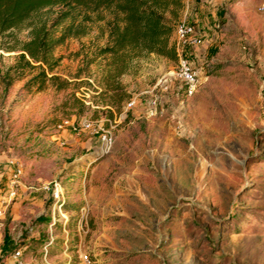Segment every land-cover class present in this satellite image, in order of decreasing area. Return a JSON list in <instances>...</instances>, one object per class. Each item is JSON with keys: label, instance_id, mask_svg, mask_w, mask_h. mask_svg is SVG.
<instances>
[{"label": "rangeland", "instance_id": "obj_1", "mask_svg": "<svg viewBox=\"0 0 264 264\" xmlns=\"http://www.w3.org/2000/svg\"><path fill=\"white\" fill-rule=\"evenodd\" d=\"M182 1L201 39L179 51L196 72L190 95L177 61L154 54L107 87L98 49L110 13L82 20L78 8L85 33L53 50L55 81L37 92L23 87L29 74L0 83V264L16 250L27 264H264V0ZM26 35L0 36L1 70ZM115 91L128 97L116 103Z\"/></svg>", "mask_w": 264, "mask_h": 264}, {"label": "trees", "instance_id": "obj_2", "mask_svg": "<svg viewBox=\"0 0 264 264\" xmlns=\"http://www.w3.org/2000/svg\"><path fill=\"white\" fill-rule=\"evenodd\" d=\"M55 7L59 8L55 13H41ZM77 8L83 10L82 20H89L92 12L106 10L110 13L106 21V43L98 49L100 55L108 56L107 87L116 90L112 80L125 71L131 58L154 54L177 61L178 55L170 37L174 24L182 17V0H0V36L21 25L27 30L24 40L17 46L6 48L18 52L13 65L6 70L0 69L4 92L27 74L29 77L23 87L32 88L34 92L57 79L53 71L59 59L53 56V50L69 37L85 33V24L74 23L76 17L70 16ZM70 18L72 21L61 27ZM57 29L60 30L57 32ZM114 97L118 103L128 95L115 91ZM111 117L108 111V119ZM40 220L47 219L40 217Z\"/></svg>", "mask_w": 264, "mask_h": 264}, {"label": "built area", "instance_id": "obj_3", "mask_svg": "<svg viewBox=\"0 0 264 264\" xmlns=\"http://www.w3.org/2000/svg\"><path fill=\"white\" fill-rule=\"evenodd\" d=\"M172 39L171 43L178 55L177 58V75L180 80V82L183 84V90L185 94L190 95L194 89L195 84V75L196 72L191 65V63L185 59L179 56V51L185 46V45H199L201 43L200 36L196 34L194 26L186 22L184 18L181 17L179 21H177L174 24L173 32H172ZM93 86V93L97 94L100 89L96 85ZM82 100V99H81ZM82 103L90 108H99L98 105L94 104L89 99H83ZM133 102L130 100L128 101L124 109L130 108L132 106ZM154 104V101H152V105ZM65 125H73V123L69 122L67 119H63L59 121L57 124V127H63ZM78 125L83 128H88L90 126V122L85 118L81 117L79 119ZM99 150L100 152L107 151L112 143L111 135H110V126L99 129ZM20 175V169L18 167H13L10 169V172L8 173V183L13 184L17 181L18 177ZM47 188V187H44ZM51 194L54 197V199L59 200V196L61 195L60 187L57 184V182H53L51 186ZM13 264H27L20 258V253L18 250L14 251L10 256Z\"/></svg>", "mask_w": 264, "mask_h": 264}, {"label": "crops", "instance_id": "obj_4", "mask_svg": "<svg viewBox=\"0 0 264 264\" xmlns=\"http://www.w3.org/2000/svg\"><path fill=\"white\" fill-rule=\"evenodd\" d=\"M198 35V34H197ZM197 46V45H196ZM195 45L194 46H191V48H195L196 47ZM11 262H12V260H11ZM13 263V262H12Z\"/></svg>", "mask_w": 264, "mask_h": 264}]
</instances>
